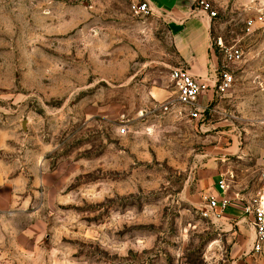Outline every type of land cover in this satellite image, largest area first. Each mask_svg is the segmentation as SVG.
<instances>
[{
  "label": "rangeland",
  "instance_id": "rangeland-1",
  "mask_svg": "<svg viewBox=\"0 0 264 264\" xmlns=\"http://www.w3.org/2000/svg\"><path fill=\"white\" fill-rule=\"evenodd\" d=\"M130 1L0 0V264H239L196 171L219 129L241 152L228 189L264 186L263 5L205 0L233 77L201 117L215 129L147 96H176L179 65L164 21Z\"/></svg>",
  "mask_w": 264,
  "mask_h": 264
},
{
  "label": "crops",
  "instance_id": "crops-1",
  "mask_svg": "<svg viewBox=\"0 0 264 264\" xmlns=\"http://www.w3.org/2000/svg\"><path fill=\"white\" fill-rule=\"evenodd\" d=\"M146 1L151 9L149 16L164 21L167 32L173 40L178 65L185 67L191 75L208 86L200 94L197 105L199 108L209 105V108L199 114L197 118L191 117L186 107H181L186 110L192 120L200 121L201 127L211 125L215 129L218 128L224 122L212 120L208 124L201 118L207 111H214V104L228 89L219 93L214 87L218 72L222 68V62L216 46L213 45L211 17L199 9L197 4L199 0ZM258 1L264 9V0ZM167 86L163 83L150 86L147 96L154 102H172L175 107L179 105L176 102V96H174V91L168 89ZM203 138L204 146L200 155V159L203 161L196 171L197 191L201 192V196L207 195L217 200L228 201V206L221 213V217L211 221L230 239L231 256L235 262L250 264L256 259L263 263L264 247L260 252H255L252 249L255 240V231L251 223L252 214L244 211V206L252 197H248L246 192L229 190L225 183L226 175L234 173L232 169L234 157L240 158L239 142L231 132L219 129L207 133ZM222 180L226 187L224 191L218 187V183Z\"/></svg>",
  "mask_w": 264,
  "mask_h": 264
},
{
  "label": "built area",
  "instance_id": "built-area-1",
  "mask_svg": "<svg viewBox=\"0 0 264 264\" xmlns=\"http://www.w3.org/2000/svg\"><path fill=\"white\" fill-rule=\"evenodd\" d=\"M197 4L199 9L205 12L209 17L215 16V11L207 1L199 0ZM130 10L137 15H149L151 12L146 0H131ZM216 45L222 48L225 62H236L240 59L241 50L238 48L234 46H224L220 38L217 39ZM170 77L174 82L176 102H178L180 106L186 107L191 117L197 118L199 114L209 108V105L202 108H199L197 105L200 94L208 88L205 82L191 75L183 66L173 67L170 70ZM232 80V75L224 70L222 66L218 72L214 86L216 91L219 93L223 92L230 86ZM173 106L174 104L172 102H165L158 105L157 108H162V110L166 111L170 110ZM121 132H124V129H122ZM218 187L221 191L225 190L226 187L223 180L218 183ZM227 206V200H217L214 197L203 195L201 199V214L203 217L210 220H218ZM216 208H218V211H216ZM244 211L248 214H252L251 223L255 231V240L252 249L255 252H260L264 247V186L258 191L256 196L252 197L250 201L246 203Z\"/></svg>",
  "mask_w": 264,
  "mask_h": 264
},
{
  "label": "trees",
  "instance_id": "trees-1",
  "mask_svg": "<svg viewBox=\"0 0 264 264\" xmlns=\"http://www.w3.org/2000/svg\"><path fill=\"white\" fill-rule=\"evenodd\" d=\"M217 49V48H216Z\"/></svg>",
  "mask_w": 264,
  "mask_h": 264
}]
</instances>
